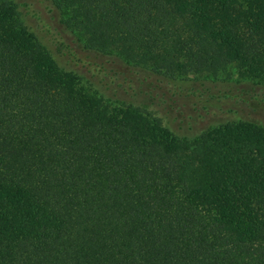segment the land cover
I'll use <instances>...</instances> for the list:
<instances>
[{
  "label": "trees",
  "instance_id": "16d2710c",
  "mask_svg": "<svg viewBox=\"0 0 264 264\" xmlns=\"http://www.w3.org/2000/svg\"><path fill=\"white\" fill-rule=\"evenodd\" d=\"M54 3L88 50L264 83V0ZM0 264H264V126L179 135L86 86L0 0Z\"/></svg>",
  "mask_w": 264,
  "mask_h": 264
},
{
  "label": "rangeland",
  "instance_id": "374dc122",
  "mask_svg": "<svg viewBox=\"0 0 264 264\" xmlns=\"http://www.w3.org/2000/svg\"><path fill=\"white\" fill-rule=\"evenodd\" d=\"M29 29L64 69L104 98L142 106L179 135L194 136L233 119L264 126V83L236 70L216 79L189 74L173 79L86 49L63 23L54 0H11ZM200 139L194 141L199 145Z\"/></svg>",
  "mask_w": 264,
  "mask_h": 264
}]
</instances>
